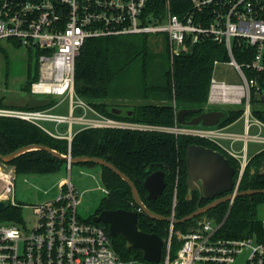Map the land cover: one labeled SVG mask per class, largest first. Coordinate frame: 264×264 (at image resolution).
<instances>
[{
    "label": "built area",
    "instance_id": "1",
    "mask_svg": "<svg viewBox=\"0 0 264 264\" xmlns=\"http://www.w3.org/2000/svg\"><path fill=\"white\" fill-rule=\"evenodd\" d=\"M155 0H0V40L27 47L38 59L39 77L30 92L38 97L69 98V113L49 107H0V115L28 120L55 137L71 143L73 124L140 130H167L209 138L240 162L234 192L249 161L247 140L264 141V122L253 114L252 95L264 98V0H164L163 10ZM144 34L168 40L170 59L181 54L188 43L209 39L225 46L228 60L214 61L206 107L240 104L244 108L245 133L228 132L225 127L185 125L159 126L107 116L94 110L75 89L76 58L90 37ZM253 48L248 61L239 62L235 46ZM221 65L233 67L242 83L218 75ZM249 72H248V71ZM49 103V104H50ZM81 109L75 115L76 109ZM90 111L93 115H90ZM52 123V125H50ZM67 123L66 132L57 127ZM252 125L258 131L250 133ZM231 138L230 146L224 139ZM245 140L242 148L233 146ZM245 152V153H244ZM70 156V154H69ZM69 171L70 159L66 160ZM18 174L14 166L0 168L3 186L0 199L16 204L14 187ZM178 175L174 189L176 204ZM107 192V189H105ZM234 200V199H233ZM230 201V205L233 203ZM79 198L71 178L59 183V194L33 208L31 226L20 221H0V264H137L124 260L114 247L109 228L79 217ZM23 207V206H22ZM226 217L217 222L204 217L188 230L176 232L179 241L173 253L174 223L165 240L162 258L154 264H264V240L257 234L232 237L220 232ZM254 239L256 240L254 243Z\"/></svg>",
    "mask_w": 264,
    "mask_h": 264
},
{
    "label": "trees",
    "instance_id": "2",
    "mask_svg": "<svg viewBox=\"0 0 264 264\" xmlns=\"http://www.w3.org/2000/svg\"><path fill=\"white\" fill-rule=\"evenodd\" d=\"M154 4L159 10H163L165 6L164 0H155ZM161 43V49L151 50L149 37L144 34L88 38L76 58L77 94L101 114L168 127L176 124L179 108H199L201 111L218 109L213 106L207 108L206 105L214 61L216 59L226 61L229 58L225 46L209 39L188 43L172 62L168 40L164 39ZM1 49L4 50V47ZM234 52L237 60L243 63L251 58L253 48H246L244 45L235 46ZM133 68H137V71L132 72ZM38 77V64L35 69L29 67L22 85L24 90L30 92L32 81ZM114 99H141V101L124 105L114 103ZM251 100L255 105L256 102L261 104L253 107V114L264 122V98L261 99L253 94ZM51 105L50 103L44 107ZM0 107L25 108L28 105H9L4 102V96H0ZM113 108H121L122 112L115 113ZM243 112L242 106L228 109L218 126L230 125L240 118ZM192 115L189 114L190 117ZM31 143L46 144L72 156L87 154L107 158L133 179L144 203L149 208L165 215L174 214L178 218L189 214L198 205L210 201L200 198L197 190L192 192L191 198H187L186 152L189 144H204L221 150L237 168L235 179L240 167L239 160L219 144L198 135L176 134L157 129L86 126L77 130L69 143L67 138L55 137L28 120L0 115V153L7 154ZM263 160L264 148L249 158L239 190L264 188V175L260 173ZM65 161L45 150L33 149L20 154L8 164L15 167L18 175L45 174L58 171ZM81 164L98 167L101 170V179L107 192L101 198L97 213L105 208L137 210L138 224L142 230L158 233L164 239L168 237L170 222L153 219L142 211L133 198L129 184L117 173L95 162ZM159 168L165 169L166 186L160 196L149 199L143 183L149 173ZM177 175V196L174 205ZM262 204H264V193L237 196L231 205L230 201L223 202L191 220L174 224L173 253L179 246L176 232L188 230L204 217L213 218L217 222L226 217L220 227V232L224 235L244 237L254 233L260 240H264V219L258 216V209ZM22 210V205L19 203L10 204L0 212V221H20ZM87 220L94 221L93 217ZM97 223L108 228L107 223ZM113 243L122 259H140L149 262L137 249L128 250L126 239L122 235L113 237ZM150 263L154 264V262Z\"/></svg>",
    "mask_w": 264,
    "mask_h": 264
},
{
    "label": "water",
    "instance_id": "3",
    "mask_svg": "<svg viewBox=\"0 0 264 264\" xmlns=\"http://www.w3.org/2000/svg\"><path fill=\"white\" fill-rule=\"evenodd\" d=\"M49 103V97H38L31 92L27 94V105L29 108L44 107ZM113 111L119 114L122 112V109L113 108ZM188 114L196 115L188 120L186 119ZM225 115L226 112L222 109L201 111L199 108H179L177 111V122L185 125L202 124L204 126H214L219 124L221 118ZM33 149L45 150L59 159H70L72 163L95 162L110 168L129 184L133 198L142 211L153 219L166 220L174 224L191 220L194 217L206 213L220 203L235 199L237 196L264 193V188H248L234 192L237 168L231 164L229 158L221 150L204 144L191 143L188 145L186 152L187 198H191L192 192L197 190L199 191L200 198L210 199V201L204 205H198L189 214L178 218L174 214L165 215L149 208L144 203L133 179L116 166L114 162L104 157L87 154L69 156V154L60 152L49 145L31 143L23 145L7 154L0 153V160L3 163H9L20 154ZM260 173L264 175V160L260 167ZM143 185L148 191L147 197L149 199H155L160 196L166 186L165 169L159 168L149 173ZM10 204V198L0 199V212ZM138 218L139 214L137 210L124 208H105L93 216L94 221L108 224L110 234L113 237L122 235L126 239V247L128 250L135 248L143 253V257L147 261L159 262L162 258L165 240L158 233L142 230L138 224Z\"/></svg>",
    "mask_w": 264,
    "mask_h": 264
},
{
    "label": "rangeland",
    "instance_id": "4",
    "mask_svg": "<svg viewBox=\"0 0 264 264\" xmlns=\"http://www.w3.org/2000/svg\"><path fill=\"white\" fill-rule=\"evenodd\" d=\"M162 40L156 37H149L150 49L153 48L161 49ZM4 47V50L1 49ZM7 52V54H6ZM38 64L37 55L32 51L30 52L27 47H17L11 41L0 40V96H4V102L9 105L20 106L27 104V94L28 91L24 90L23 83L27 77L29 67L35 69ZM133 71H137V68H133ZM218 75L221 78H226L227 81L242 83L241 79L233 73V67L228 65H221L218 70ZM43 97V96H41ZM51 103L54 104L61 101L60 105L55 107L53 111L60 113H69V98L66 99L64 96L54 97L51 96ZM139 100H119L114 99L113 102L116 104H127L132 105ZM240 104H223L215 105L218 109H222L228 112L230 108H238ZM125 109V108H124ZM81 109L77 108L75 110V115L80 114ZM90 115L93 113L90 111ZM52 125V123H50ZM57 129L60 132L66 130L67 123H63ZM81 126H87L85 124H73V131H76ZM62 127V128H61ZM225 127V126H224ZM228 132H238L245 133V118L241 116L236 121L231 123L229 126L225 127ZM258 131L257 125H252L249 129L250 133H255ZM262 135H264V129L262 130ZM225 145L230 146L232 140L231 138L224 139ZM245 140L235 141L233 146L240 149L244 146ZM264 148V141H254L247 140L246 152L248 158H250L254 153ZM245 153V152H244ZM8 163H3L0 161V168H9ZM66 177H70L72 183L75 185L76 193L79 198V203L77 205V213L82 219H89L97 213V208L100 205L101 198L106 194L103 181L101 179L100 168L91 167L81 163H72V169L69 171L67 168V162L65 161L62 167L55 172L40 174H19L15 187L14 194L17 203L22 205V220L21 225L25 222L28 226H31L35 220L36 214L32 207L27 205L38 204L44 202L48 199H54L59 194V183ZM3 186V181L0 180V191ZM258 216L264 219V204L259 206ZM254 239V243H255ZM137 264H151L150 262L142 261L137 259Z\"/></svg>",
    "mask_w": 264,
    "mask_h": 264
},
{
    "label": "crops",
    "instance_id": "5",
    "mask_svg": "<svg viewBox=\"0 0 264 264\" xmlns=\"http://www.w3.org/2000/svg\"><path fill=\"white\" fill-rule=\"evenodd\" d=\"M53 109H54V108H53ZM60 125H62V127L65 126V125H63V124H60ZM60 125H59V126H60ZM227 126H229V125H227ZM227 126H225V127H227ZM62 127H61V128H62ZM83 127H86V126H81V127H79L77 130H79V129L83 128ZM66 130H67V127H66ZM66 130L63 131V132H66ZM77 130H76V131H77ZM76 131H74V133H75Z\"/></svg>",
    "mask_w": 264,
    "mask_h": 264
},
{
    "label": "flooded vegetation",
    "instance_id": "6",
    "mask_svg": "<svg viewBox=\"0 0 264 264\" xmlns=\"http://www.w3.org/2000/svg\"><path fill=\"white\" fill-rule=\"evenodd\" d=\"M194 115H196V114H193L191 117L189 116V114L186 116V119H191Z\"/></svg>",
    "mask_w": 264,
    "mask_h": 264
}]
</instances>
